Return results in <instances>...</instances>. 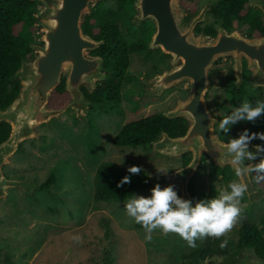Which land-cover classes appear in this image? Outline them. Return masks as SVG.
I'll use <instances>...</instances> for the list:
<instances>
[{
	"label": "rangeland",
	"instance_id": "374dc122",
	"mask_svg": "<svg viewBox=\"0 0 264 264\" xmlns=\"http://www.w3.org/2000/svg\"><path fill=\"white\" fill-rule=\"evenodd\" d=\"M38 1L36 9L40 7ZM216 1L220 0H179V7L185 19H192L204 5ZM101 2H104L105 9L116 8L114 0H102L98 4ZM251 8L255 7L249 3L246 9ZM134 13L133 10L116 16L115 23L122 37L128 43L143 39L149 42L153 24L147 21L136 27L132 23ZM207 14L201 26L213 24L212 15ZM233 28L239 35L248 37L245 26L237 24ZM28 33L29 42H39L37 27L33 26ZM206 39L210 40L209 37ZM169 67V56L159 49L146 48L131 55L117 105H91L86 115L87 124L77 120L68 110L34 129L40 139L28 138L18 145L9 163L2 168L6 178L35 180L39 186L51 174L56 180L50 192L37 189L33 196L25 197L19 189H10L8 197L0 200V264H5L6 260L12 264H105L106 259L109 260L107 264L187 262L181 257L188 254L191 247L177 234H164L154 229L151 241H145L144 229L137 228L138 223L126 214L125 202L93 200L92 182L95 184L96 170L103 162L114 164L127 175V167L139 166L141 172L131 175V178L144 177L145 180L148 175L170 173L181 168V157H166L147 148L112 146V140L124 124L152 114H162L189 97L190 85L186 81L172 86L158 97L141 95L147 79ZM229 69L228 61L210 69L207 104L212 118L216 117L214 103L221 101L219 96ZM107 80L110 78L106 77L104 81ZM257 93L259 99L264 97L262 91ZM217 118L214 120L222 119ZM223 136L227 140L237 137L231 127ZM121 157L123 163L119 164ZM200 162L189 180L195 187L192 204L208 199L209 185L215 187L218 195L230 182H239L237 176L226 183L224 177L210 179L208 172L213 165L212 160L203 158ZM250 175L255 177L256 174ZM252 186L255 190H264V181L257 183L254 179ZM171 187L179 198L180 186L175 184ZM148 195L150 191L143 189L131 196ZM239 206L242 209L240 216L233 228L222 236L228 240V255L212 256L199 264H224L228 256H235L239 250L236 246L238 230L243 222L257 225L264 237L261 222L264 220V200L249 208L244 194ZM203 240H196V244Z\"/></svg>",
	"mask_w": 264,
	"mask_h": 264
},
{
	"label": "water",
	"instance_id": "95a60500",
	"mask_svg": "<svg viewBox=\"0 0 264 264\" xmlns=\"http://www.w3.org/2000/svg\"><path fill=\"white\" fill-rule=\"evenodd\" d=\"M102 0H39L40 5L32 15L33 26L39 29V42H27L26 49L32 52L30 58H21L20 65L11 76L19 84V91L12 103L0 110V123L10 126L8 137L0 143V200L8 197L10 189H19L25 197L33 196L39 189L35 180H14L3 175L2 168L8 164L18 145L28 139H40L34 129L48 123L62 113L71 110L77 120L87 124L86 115L91 102L83 90L92 93L96 85L106 78L104 60L92 55L104 46V41H95L82 31L85 16L90 15ZM264 19V0H249ZM216 3L206 4L198 15L186 21L179 0H135L132 23L141 27L151 22L153 33L147 48L161 50L169 56V68L161 74L148 78L141 95L160 96L165 90L189 82L190 95L178 101L174 108L161 114L168 120L181 118L188 124L185 134L170 138L161 132L157 141L146 145L166 157H181L191 153L192 158L185 166L170 173H158L146 177L145 190L159 185L180 186V199L191 201L189 180L199 166L204 154L212 160L213 166L223 169L234 166L223 149L216 144L213 121L205 103L204 95L209 87V71L214 63L223 57L233 58V75L238 89L242 83V62L250 73L251 87L264 89V35L243 37L223 27L216 29L214 39H206L203 32L196 33V27L204 22L205 15L213 10ZM64 77V91L69 101L62 109L48 107L53 90ZM250 144V150H251ZM264 155V153L260 154ZM195 161L193 162V160ZM245 161V165L257 163ZM247 184L245 192L247 205L264 200V190H255L250 173L237 177ZM224 264H264V258L257 255L254 247L242 244L235 256H228Z\"/></svg>",
	"mask_w": 264,
	"mask_h": 264
},
{
	"label": "trees",
	"instance_id": "16d2710c",
	"mask_svg": "<svg viewBox=\"0 0 264 264\" xmlns=\"http://www.w3.org/2000/svg\"><path fill=\"white\" fill-rule=\"evenodd\" d=\"M135 0H114L115 10L103 8L104 2L99 3L90 15L85 16L82 31L95 41H104V46L99 48L92 55L100 56L104 60L106 77L110 80L97 84L92 93L84 90L86 98L93 105L113 104L117 105L120 100V87L122 80L129 66V57L147 48V40H138L128 43L122 37L115 18L118 14L133 12ZM247 0H222L211 10L213 24H206L196 27V33L203 32L206 37L213 38L216 35V27H223L231 31L237 24L248 29L250 37H261L264 35V19L257 9H246ZM37 7V0H0V110L6 109L17 96L19 84L11 81V76L20 65L21 58H30L32 52L26 49L25 44L31 41L29 29L33 28L32 15ZM188 19V18H186ZM64 77L61 84L52 91L48 106L52 109H62L68 103L69 98L63 88ZM232 93H243V87L239 90L232 86ZM187 130V122L181 118L168 120L156 113L145 118L124 124L115 138L112 145L118 148L145 149L150 142L157 141L161 132L170 138L181 137ZM10 126L0 123V143L9 135ZM182 164L188 163V157L181 158ZM127 175L109 162L101 163L95 173V189L93 200L95 202H126L128 196L134 192L144 189L146 184L144 177L131 178V183L121 188L116 187L118 180ZM220 175L224 182H229L236 177L234 172L227 167L221 170L211 165L208 177L216 180ZM250 175L251 182L255 177ZM53 174L39 186L40 191L50 192L55 185ZM264 186H262L263 188ZM193 200L195 187L192 183L188 186ZM217 195L213 185L207 188L208 199ZM264 225V220L261 221ZM137 228H142L136 224ZM224 238L205 237L203 242H198L196 247H191L188 254L182 255V264H199L212 256H227L228 244L221 248L220 242ZM244 244L247 247H254L257 255L264 258V237L257 225L243 222L238 230L237 250ZM109 260H105L107 264ZM5 264L8 263L6 260Z\"/></svg>",
	"mask_w": 264,
	"mask_h": 264
},
{
	"label": "clouds",
	"instance_id": "9594fccd",
	"mask_svg": "<svg viewBox=\"0 0 264 264\" xmlns=\"http://www.w3.org/2000/svg\"><path fill=\"white\" fill-rule=\"evenodd\" d=\"M262 113H264V100L256 101L255 106L244 100L230 114H222V119L218 123L216 121L213 123L217 124V133H228L230 127L237 122L254 123ZM215 139L219 148L223 149L230 158L237 177L245 172L255 173L257 183L264 181V155H260L264 153V132H250L244 128L236 138H229L227 143L218 134ZM253 140L262 143L251 145L250 150ZM257 159V163L245 165V161ZM122 163L121 157L119 164ZM126 172L128 175H124L116 183L117 188L130 184L131 175L140 173L141 168L135 165L129 166ZM246 190L247 184L232 181L227 188L219 191L218 195L192 204L189 200L178 198L171 186L161 188L157 184L150 189L148 196H128L124 210L144 229L145 241H151L153 230L159 229L164 234H177L187 246L195 247L196 240H203L206 236L220 238L233 228L242 212L239 206L240 199ZM227 244L228 240L225 238L221 240L219 246L224 248Z\"/></svg>",
	"mask_w": 264,
	"mask_h": 264
},
{
	"label": "flooded vegetation",
	"instance_id": "af4514ba",
	"mask_svg": "<svg viewBox=\"0 0 264 264\" xmlns=\"http://www.w3.org/2000/svg\"><path fill=\"white\" fill-rule=\"evenodd\" d=\"M220 1H222V0H220ZM219 1H216L215 3H216V5H217V3H218ZM249 5V0H247V3H246V6L245 7H247ZM252 9H255V8H251V10ZM258 10V9H257ZM259 11V10H258ZM211 12V11H210ZM210 12H208V14H210ZM207 14V15H208ZM190 19L188 18V19H186V21H189ZM218 27H216V29H217ZM234 29V28H233ZM232 29V30H233ZM231 30V31H232ZM231 31H229V32H231ZM215 37V36H214ZM214 37L213 38H210V39H214ZM248 37H250V36H248ZM223 61H228L229 62V67H230V69L228 70V72H226L225 73V77H224V82H223V90H222V92L220 93V96L219 97H221L220 99H221V101L219 102V103H214V111H215V115H216V117H214V118H217V119H219V118H221L222 117V114H230L231 113V111L234 109V108H236V107H239V105H240V103H242L244 100H247L250 104H252L253 106H255V103H256V101H258V100H264V97L263 98H260L259 99V97H258V93L257 92H259V91H262L263 92V94H264V89H261V88H257V89H255V88H253V87H251L250 85H249V83H248V78H249V76H250V73L247 71V69H246V62H245V60L244 59H242L241 60V62H242V83H241V86L238 88V90L241 88V87H243V93H237V94H234V93H232V89H231V87L232 86H235V77H234V75H233V69H232V65H233V58H220V59H218L215 63H214V66H218V65H220ZM209 74H210V71H209ZM208 78H209V75H208ZM210 86H211V84H210V79H209V87H208V91H209V89H210ZM96 87H97V85H96ZM82 90H83V92H84V90L85 89H83L82 88ZM86 91V90H85ZM208 91H207V93L204 95V99H205V103H206V105H207V110H208V112H209V114H210V116H212L211 115V113H210V111H209V109H208V104H207V100H208ZM87 92V91H86ZM93 105V104H92ZM218 113L220 114V115H218ZM213 118V119H214ZM217 123L219 122L218 120L216 121ZM241 124V125H240ZM187 128H188V124H187ZM231 128L233 129V132H235V136L237 135L238 136V134H239V132L242 130V129H244V128H247L250 132H257V131H259V132H264V113H262L261 114V116L259 117V118H257L256 119V121L254 122V123H252V122H244V123H241V122H237V124H235V125H232L231 126ZM213 129H214V132L216 133V134H218L223 140H224V142L225 143H227L228 142V140L223 136V133L221 132V133H217V131H216V129H217V124L216 123H214L213 124ZM235 138V137H234ZM251 143L253 144V145H255V144H260V143H262L261 141H259V140H253V141H251ZM113 146V145H112ZM183 156H187L188 157V160L190 161L191 160V158H192V154L191 153H187V154H184V155H182L181 156V158L183 157ZM203 158H206V159H208V160H211V159H209V157H207L206 155H202L201 156V158H200V161L203 159ZM188 161V162H189ZM201 163V162H200ZM199 163V164H200ZM188 164V163H187ZM183 166H185V165H181V167H183ZM229 168V167H228ZM221 169V168H220ZM230 169V168H229ZM221 170H225V168H223V169H221ZM210 171V170H209ZM209 173V172H208ZM221 179H223V176L222 175H220L219 176ZM92 184H93V192H94V189H95V184L92 182Z\"/></svg>",
	"mask_w": 264,
	"mask_h": 264
}]
</instances>
